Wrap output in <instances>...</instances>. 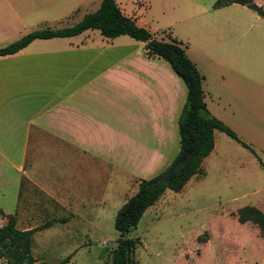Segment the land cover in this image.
Returning <instances> with one entry per match:
<instances>
[{
    "label": "crops",
    "instance_id": "crops-1",
    "mask_svg": "<svg viewBox=\"0 0 264 264\" xmlns=\"http://www.w3.org/2000/svg\"><path fill=\"white\" fill-rule=\"evenodd\" d=\"M252 1L264 12V0ZM77 3L0 0V45L33 29L73 24L85 13L73 15ZM255 12L256 20H264ZM123 13L139 24L137 13ZM234 18L223 25L242 32V15ZM185 53L202 75L203 99L211 98L205 70ZM200 57L215 68L237 69L215 56ZM185 95V83L169 63L148 56L143 41L127 34L109 38L86 28L35 37L13 53L0 54V170H14L0 174V184L12 190L11 203L0 209L15 216L19 229L49 221L44 227H54L61 237L68 236L64 229L71 223L97 226L93 222L115 196H122L116 200L121 204L132 193L116 192L117 176L128 181L125 188L137 187L176 153ZM37 212L47 216L40 221ZM5 219L0 214V224Z\"/></svg>",
    "mask_w": 264,
    "mask_h": 264
},
{
    "label": "rangeland",
    "instance_id": "rangeland-1",
    "mask_svg": "<svg viewBox=\"0 0 264 264\" xmlns=\"http://www.w3.org/2000/svg\"><path fill=\"white\" fill-rule=\"evenodd\" d=\"M77 1L74 16L99 2ZM116 2L123 12L137 13V22L146 23L155 37L181 41L205 70L204 83L212 94L204 99L206 108L245 143L215 129L214 148L201 161L202 173L190 176L177 191L164 189L124 233L137 240L135 264H264V231L250 219L237 220L244 205L264 212V20H256V12L239 3L215 11L213 0ZM241 15L242 32L222 23ZM205 55L237 69L215 68L202 60ZM0 174L12 175L14 170L7 166ZM125 183L117 176V193L130 194L136 188H125ZM0 186V206L7 207L4 202L11 203L12 190L7 183ZM114 198L93 222L97 226L71 223L64 229L66 237L54 227L40 229L31 241L34 264H109L119 236L113 217L122 196ZM34 214L40 221L47 216ZM0 264H5L3 257Z\"/></svg>",
    "mask_w": 264,
    "mask_h": 264
},
{
    "label": "trees",
    "instance_id": "trees-1",
    "mask_svg": "<svg viewBox=\"0 0 264 264\" xmlns=\"http://www.w3.org/2000/svg\"><path fill=\"white\" fill-rule=\"evenodd\" d=\"M231 2L245 4L257 13L264 14L262 8L252 0H213L212 6L218 7ZM86 28H96L102 36L109 38L127 34L143 41L145 53L148 56L164 58L186 86L185 99L177 118L179 145L176 153L160 171L138 180L136 189L119 205L113 217V226L119 236L111 250L109 264H135L133 249L137 240L124 236V233L136 225L143 210L151 205L164 189L177 191L190 176L202 173L201 161L213 147L214 129L223 131L242 144L245 143L227 124L206 108L201 87L202 75L187 57L181 41L174 37H169V40L155 37L146 27L124 14L116 0H99L96 8L85 12L73 24L28 31L0 45V54L13 53L35 37L68 36ZM0 214L6 217L5 223L0 225V257L5 259V264H34L30 251L32 233L48 225L49 221L19 229L15 226L12 213H4L0 209ZM247 219L254 221L264 231V212L259 208L253 205L240 207L237 220L242 222Z\"/></svg>",
    "mask_w": 264,
    "mask_h": 264
}]
</instances>
